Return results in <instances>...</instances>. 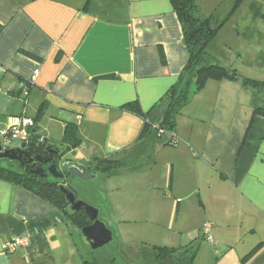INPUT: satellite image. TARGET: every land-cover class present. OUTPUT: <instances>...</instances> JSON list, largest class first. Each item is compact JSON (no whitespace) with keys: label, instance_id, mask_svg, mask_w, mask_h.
<instances>
[{"label":"crops","instance_id":"0c3cea01","mask_svg":"<svg viewBox=\"0 0 264 264\" xmlns=\"http://www.w3.org/2000/svg\"><path fill=\"white\" fill-rule=\"evenodd\" d=\"M237 2L196 0L225 20L209 52L264 82V0ZM189 59L170 0H0V131L28 118L65 159L117 162L83 189L124 246L88 260L61 212L0 178V264H264V90L210 81L161 137L126 108L160 117Z\"/></svg>","mask_w":264,"mask_h":264},{"label":"trees","instance_id":"16d2710c","mask_svg":"<svg viewBox=\"0 0 264 264\" xmlns=\"http://www.w3.org/2000/svg\"><path fill=\"white\" fill-rule=\"evenodd\" d=\"M170 1L182 24L190 59L181 73L177 84L168 92L166 97L167 106L160 117L152 113H143L136 103L126 106L129 111L142 117L145 121L141 137L152 133V131L156 132L158 136L160 130L166 133L173 132L176 126V118L181 110L196 94L203 91L210 81H236L241 83L246 90L252 93L264 90L263 81L244 78L236 69L216 63L214 57L211 56L209 52L210 45L216 38L225 20L219 21L215 16L202 18L199 15L196 0ZM240 1L241 0H238L236 7H238ZM257 115L264 117V111L256 110L254 116ZM154 127H158V129ZM166 133H164V135ZM69 135L70 132L66 131V136L68 137ZM34 137L37 139L36 134H34ZM177 142L173 134V139L169 144L176 145ZM48 148L57 149L53 146H46L43 141L40 147L31 151L33 155H45ZM62 154L64 155L63 152ZM116 163L117 162L111 160H100L97 162V165L92 168V173L109 172L116 168ZM32 171L33 170L28 167L27 162L25 164H20L0 159V178L8 180L15 185L22 186L49 202L54 208L61 212L72 227L79 232H81L84 227L91 224L83 212L74 213L70 210V204L66 195L60 191V186L62 185L61 181L35 175ZM111 229L114 231L115 238H117L115 230L113 228ZM257 249L244 258L242 264H245ZM159 250L167 249L161 248Z\"/></svg>","mask_w":264,"mask_h":264},{"label":"water","instance_id":"95a60500","mask_svg":"<svg viewBox=\"0 0 264 264\" xmlns=\"http://www.w3.org/2000/svg\"><path fill=\"white\" fill-rule=\"evenodd\" d=\"M33 134H36V130L33 131ZM38 147H40V143L35 137L28 143H22L15 147L4 148L0 144V159L20 164H25L26 162L28 164H50L47 173L42 167H38L32 173L63 182L60 186V191L66 195L70 210L74 213L83 212L91 223L81 230L91 250L98 251L113 244L115 242L114 231L101 219L100 209L84 200L78 199L77 188L73 187V183H79L78 187L85 188L83 186L84 182L94 180L96 174L92 173V168L65 159L62 152L58 149L48 148L45 155H33L31 150H35ZM50 156L57 158L54 160ZM58 168H61V171ZM64 183L68 184L65 185Z\"/></svg>","mask_w":264,"mask_h":264},{"label":"built area","instance_id":"2783aa9c","mask_svg":"<svg viewBox=\"0 0 264 264\" xmlns=\"http://www.w3.org/2000/svg\"><path fill=\"white\" fill-rule=\"evenodd\" d=\"M38 74V71L35 72V75ZM20 89L23 92V95L25 97L28 96V90L23 85L20 86ZM33 128H34V122L31 119L23 118L20 120V123L6 128L4 130L0 131V144L4 148L11 147V144H15V146H19L22 143H28L32 138H34L33 134ZM155 129H158V127H154ZM163 130L159 131V136L164 135ZM41 144L44 140H38ZM210 224H206L204 226V232L207 235L208 241H212L211 235H210ZM29 245V240L27 237L24 238H18L15 239L13 242L7 244L5 246V250L8 253H14L16 250L20 247H27Z\"/></svg>","mask_w":264,"mask_h":264},{"label":"rangeland","instance_id":"374dc122","mask_svg":"<svg viewBox=\"0 0 264 264\" xmlns=\"http://www.w3.org/2000/svg\"><path fill=\"white\" fill-rule=\"evenodd\" d=\"M217 36H218V34H217ZM217 36H216L215 39H218ZM215 42H216V40H215ZM11 147H15V144H11ZM94 182H95L94 180H91L90 182H84L83 186H86V185L89 186L90 184H93ZM79 185H80L79 183H73V187L75 189L77 188V198L80 199V200H84V201L88 202L89 204H91V205L97 207L98 209H100V211H101V219L103 221H105L106 223L108 221H111L112 217L114 218L113 212H111L108 208H106L105 206L101 205L100 203L99 204L98 203L95 204V202L92 203L89 200L85 199L86 197L89 198V194L90 193H87V191H85V189H83L82 187H78ZM96 192L98 193L99 191L96 189ZM97 193H94V195L97 194ZM115 219H116V217H115ZM75 232H76V238H78V240L80 242V246H81L82 252L85 255V257L88 258V260H93V259H97V260L102 259V260H104V258L107 260V258L109 256L110 257L111 256H113V257L121 256L120 255L121 254L120 251L124 248V246L123 245L120 246L121 247L120 251H117L116 249H114L115 245L117 244V241L115 243L111 244V245L106 246L105 248H103L101 250L92 251L90 246H89V244H88V242L83 237L82 233L79 232L77 229L75 230ZM141 245L142 244L135 245V246H132V247L135 249V248H138V247H142ZM127 248H128V246H127ZM104 262H107V261H104ZM104 262H103V264H104ZM139 264H141L140 261H139Z\"/></svg>","mask_w":264,"mask_h":264},{"label":"flooded vegetation","instance_id":"af4514ba","mask_svg":"<svg viewBox=\"0 0 264 264\" xmlns=\"http://www.w3.org/2000/svg\"><path fill=\"white\" fill-rule=\"evenodd\" d=\"M52 157L54 160H56L57 157L55 156H50ZM50 164H41V163H37V164H28V167L31 169V170H35L37 169L38 167H42L46 170V173H47V169L49 168ZM60 171H61V168H58ZM61 184H63V182L61 181ZM65 185H67L68 183H64Z\"/></svg>","mask_w":264,"mask_h":264}]
</instances>
